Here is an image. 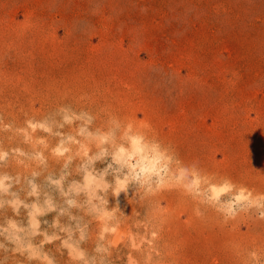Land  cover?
<instances>
[{"label":"rangeland","instance_id":"374dc122","mask_svg":"<svg viewBox=\"0 0 264 264\" xmlns=\"http://www.w3.org/2000/svg\"><path fill=\"white\" fill-rule=\"evenodd\" d=\"M0 264H264V0H0Z\"/></svg>","mask_w":264,"mask_h":264}]
</instances>
